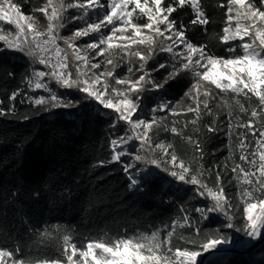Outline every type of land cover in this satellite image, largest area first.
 <instances>
[{"label": "trees", "instance_id": "trees-1", "mask_svg": "<svg viewBox=\"0 0 264 264\" xmlns=\"http://www.w3.org/2000/svg\"><path fill=\"white\" fill-rule=\"evenodd\" d=\"M4 1H11L32 22L43 23L39 28L47 27L43 11L48 0L0 3ZM58 1L55 38L61 43L76 32H86L72 40L78 45L97 42L110 28L94 31L101 14L122 8L115 0H98L99 11L92 12L80 0ZM251 2L264 14L262 0ZM231 3L161 0L170 30L166 25L161 29L173 38L180 35L205 58H238L241 42L225 41ZM128 8V15L114 25L148 24L146 13L131 3ZM0 32L15 36L17 30L0 21ZM153 36L152 50L140 51L142 58L129 65L133 71L126 63L119 71L136 76L144 70L146 79L158 87L142 92L141 115L148 117L147 109L154 113L169 154L185 167L187 179L190 175L197 179L198 188L176 186L160 171L132 189L125 163L113 160L112 140L123 131L113 113L75 91L60 93L62 105L32 103L30 82L34 69L41 66L34 46L13 52L0 42V251L12 262L63 263L72 251L83 252L89 244L113 247L142 234L158 233L171 249L191 253L202 252L211 242L248 236L246 202L238 180L241 146L264 130V106L246 91L218 89L198 75V62L182 48L162 53L168 42L159 33ZM158 100L166 108L152 112ZM212 202L222 203L226 217L199 218L196 208L207 209ZM182 211L194 221L176 227L173 223ZM255 243L240 249L242 253L213 257L205 264H264V240L250 250Z\"/></svg>", "mask_w": 264, "mask_h": 264}, {"label": "rangeland", "instance_id": "rangeland-1", "mask_svg": "<svg viewBox=\"0 0 264 264\" xmlns=\"http://www.w3.org/2000/svg\"><path fill=\"white\" fill-rule=\"evenodd\" d=\"M115 1L122 8L112 9L110 15L102 13L101 22L94 25V31H98V28L105 31L110 27L98 37L97 42L78 45L72 41L86 36V32H76L73 39L61 41V49L65 53V61L61 67L48 66L36 55L41 66L33 71L28 100L34 104L62 105L64 100L60 93L75 91L81 93L89 102H95L97 107L113 113L115 124L123 129L122 134L112 140L113 160L125 163L126 177L132 189L140 188L144 180L160 171L168 174L169 181L176 186L183 184L198 188L200 184L197 179L191 175L187 179L188 172L185 167L169 154L167 144L160 138V122L157 123L154 113H149L147 109L145 113L148 112V117L141 115L142 92L158 87H153L146 79L144 70H137L136 76H122L119 67L126 63L129 71H133L129 65L142 58L140 51L152 50L153 34L159 33L168 42L161 49L162 53H171L174 46L182 48L189 57L198 62V75L201 78L220 90L251 93L264 106V14L253 8L251 0H231L225 41L241 42L243 53L238 58L211 60L203 57L180 35L173 38L164 34L161 26L166 25V31L170 30V26L160 8L161 0ZM181 1L195 3V0ZM48 2L43 11L47 24L44 29L39 28L43 23L39 25L38 22H32L11 1L1 2L0 21L14 24L17 33L9 36L0 32V42L15 52L28 45L32 48L36 37L44 31H55V22L61 13L59 1ZM80 3L88 11L95 12L100 9L98 0H80ZM129 3L135 10L147 14L149 22L146 26L135 28L114 25L115 21H122L124 15H128ZM262 3L264 4V0ZM156 104L152 112L156 107L160 112L165 110L162 101L158 100ZM241 147L242 164L238 180L246 202L244 212L249 227L246 238L241 240L236 236L229 243L211 242L202 252L191 253L171 249L168 240L163 241L158 233L142 234L113 247L89 244L83 252L72 251L66 262L42 264H199L203 255L209 251H215V257H218L225 249L249 248L264 235V130L255 134L249 142H243ZM221 205V202H212L205 210L199 206L196 212L208 219V216L220 215L216 208L221 210ZM189 220V214L186 213L185 218L178 219L174 226H186ZM0 264L19 263L12 262L0 251Z\"/></svg>", "mask_w": 264, "mask_h": 264}, {"label": "built area", "instance_id": "built-area-1", "mask_svg": "<svg viewBox=\"0 0 264 264\" xmlns=\"http://www.w3.org/2000/svg\"><path fill=\"white\" fill-rule=\"evenodd\" d=\"M34 51L36 55L43 62H45L48 66H51L53 68L61 67L63 65V62L65 61V53L61 49L60 42L55 38L54 31L52 29H48L36 37L35 42H34ZM78 54L80 55L81 53H78ZM201 208L202 210H205L204 207H201ZM198 209L199 207L196 208V210ZM216 210L218 211L220 215H222V217H226V215L223 214L219 208H216ZM186 213L183 212L181 217L185 218ZM196 214L201 219H204V220L207 219V216L201 215L197 212ZM189 218L190 220L187 222L186 226H189L194 221L191 214H189ZM175 222H177V220ZM175 222L173 223V225L175 224Z\"/></svg>", "mask_w": 264, "mask_h": 264}, {"label": "water", "instance_id": "water-1", "mask_svg": "<svg viewBox=\"0 0 264 264\" xmlns=\"http://www.w3.org/2000/svg\"><path fill=\"white\" fill-rule=\"evenodd\" d=\"M264 240V236L259 240L257 241L251 248L250 250H253L255 249L259 244L260 242H262ZM215 251H209L207 252L205 255H203L201 261L199 264H205L207 260L209 259H212L213 257H215ZM246 251H243V253H245ZM222 255H229V254H233V253H242L240 250L238 249H233V248H229V249H225L222 251Z\"/></svg>", "mask_w": 264, "mask_h": 264}]
</instances>
